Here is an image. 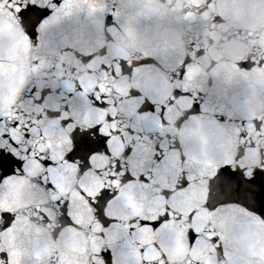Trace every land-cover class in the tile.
Segmentation results:
<instances>
[{
    "label": "snow or ice",
    "instance_id": "obj_1",
    "mask_svg": "<svg viewBox=\"0 0 264 264\" xmlns=\"http://www.w3.org/2000/svg\"><path fill=\"white\" fill-rule=\"evenodd\" d=\"M108 11L106 0H0V264H264V120L251 121L253 140L247 121L197 114L212 104L185 87L203 54L197 42L171 70L155 55L72 49L77 67L67 49L51 62L41 54L52 29ZM111 14L119 24L99 23L106 37L129 19L121 4ZM76 31L87 46L89 32ZM237 68L264 69V58L252 53ZM142 69L162 72L167 89L141 83L122 93L121 82ZM49 77L53 86L37 87ZM172 109L181 113L177 133H201L191 150L163 131ZM161 167L176 174L171 188L153 182ZM174 199L196 206L181 211Z\"/></svg>",
    "mask_w": 264,
    "mask_h": 264
},
{
    "label": "water",
    "instance_id": "obj_2",
    "mask_svg": "<svg viewBox=\"0 0 264 264\" xmlns=\"http://www.w3.org/2000/svg\"><path fill=\"white\" fill-rule=\"evenodd\" d=\"M92 2L95 3L96 0ZM106 2L109 4V11L99 22L81 19L77 25L65 23L52 29L48 38L43 41L45 47L40 50L41 54L51 62L60 51L67 49L68 55L65 58L77 67L78 61L72 57V49L93 53L106 49L109 56L123 57L131 61L143 55H155L171 70L179 65L186 54H191L188 51V44L195 41L203 50V54L198 59H193L190 77L185 87L203 91L212 103L201 104L197 114L203 116L208 112L227 116L237 126L240 122L247 121V131L251 138L256 140L257 134L252 128L251 121L264 120V69L241 72L237 64L252 53L264 58V0L243 2L214 0L213 5L203 14H199V9L203 7L204 0H106ZM119 4L128 16V22L120 32H113L111 37H106L100 30L99 23L105 29L117 27L119 21L111 14V10L113 6ZM140 14L145 15L147 19L143 24L137 25L135 19ZM81 28L88 31L91 36V42L87 46L79 42L76 29ZM166 81L167 77L162 72L156 69H142L130 82L122 81L119 87L122 93L128 87H136L141 83L153 85L163 83L167 89ZM88 83L91 84L92 81L89 80ZM53 84L54 78L49 77L46 85L38 83L37 87ZM178 104L183 110L189 101L182 100ZM127 114L130 113L126 112ZM180 114L176 109L170 110L169 124L163 131L170 133L172 139H182L186 148L191 150L193 142L201 133L191 126L186 127L183 133H177L173 124ZM152 122L158 129V122L154 120ZM225 125L232 126L227 121ZM261 135H264V127L261 129ZM172 139L167 143L171 144ZM153 142L158 141L154 138ZM245 155L246 159L255 162V149H246ZM153 176V182L160 188H171L176 182V174L164 167L155 170ZM169 203L181 211L196 206L178 199ZM197 219L200 220L201 216L198 215ZM146 239L151 237L147 236ZM61 243V241L52 243L47 239L48 246L53 249L61 247ZM156 255L158 254L150 250V257L154 258Z\"/></svg>",
    "mask_w": 264,
    "mask_h": 264
}]
</instances>
